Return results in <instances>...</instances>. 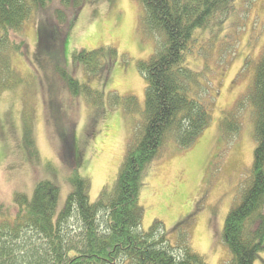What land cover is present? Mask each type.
<instances>
[{
	"label": "trees",
	"instance_id": "trees-1",
	"mask_svg": "<svg viewBox=\"0 0 264 264\" xmlns=\"http://www.w3.org/2000/svg\"><path fill=\"white\" fill-rule=\"evenodd\" d=\"M137 1L140 32L159 42L156 48L152 46L151 58L139 62L147 84L144 120L133 124L127 154L113 185L104 187L92 203L90 181L79 174L76 163L66 179L71 191L62 209L58 208L60 186L50 179L39 181L31 197L17 193L13 199L17 213L12 216L0 202V264H207L194 251L189 233L185 238L180 232L179 241L172 245L160 221L147 232L142 230L145 209L141 193L148 170L168 142L189 148L211 124V104L190 93L196 75L186 63L187 54L192 53L201 33L234 18L237 0ZM88 4L90 0H0V97L37 80L48 96L43 103L46 119L66 120L64 91L76 105L82 97L101 104L98 91L72 75L66 59L69 34ZM44 13L48 15L43 17ZM34 19L37 35L31 54L26 29ZM15 56L25 57L36 76L17 70ZM116 56L112 47L75 51L73 64L91 81L106 75ZM249 58L244 59L242 69L253 72L248 97L254 108L256 145L250 175L244 178L240 196L225 219L223 240L231 259L224 264H255L264 252V55L253 61ZM56 80L61 82L58 93L54 92ZM127 98L129 106L134 102L141 108L135 97ZM32 113L22 111V142L35 162ZM222 128L226 141L238 137L241 126L234 112L224 115ZM57 132L65 156L76 159L75 136L60 129Z\"/></svg>",
	"mask_w": 264,
	"mask_h": 264
},
{
	"label": "rangeland",
	"instance_id": "rangeland-1",
	"mask_svg": "<svg viewBox=\"0 0 264 264\" xmlns=\"http://www.w3.org/2000/svg\"><path fill=\"white\" fill-rule=\"evenodd\" d=\"M236 3L234 18L223 28L214 25L201 33L196 47L187 54L186 63L196 75L190 93L211 104V124L189 148L168 142L148 170L141 193L145 209L142 230L147 232L155 221H160L172 245L179 241L180 232L185 238L189 233L194 251L203 255L207 264H224L231 259L223 240L225 219L240 196L244 178L250 175L256 145L254 108L248 97L253 72L242 67L247 55L252 61L264 55V0ZM140 16L137 0H90L69 34L68 70L98 91L101 104L82 97L76 105L72 95L64 91L62 106L68 117H58L57 121L55 117L50 120V116L46 119L43 103L48 96H44L37 80L34 85L1 95L0 202L11 216L17 213L13 204L16 194L24 192L31 197L36 184L44 179L60 186L58 208L62 209L71 191L66 179L76 163L79 174L90 181L92 203L104 187L113 185L127 154L133 124L144 120L147 84L139 62L151 58L158 41L140 32ZM36 24L34 19L26 29L31 54L35 51ZM101 47L115 48L116 59L106 75L89 81L84 70L74 66L73 53ZM13 64L21 73L36 76L25 57L15 56ZM56 81L54 92L58 93L61 82ZM131 96L140 109L138 103L129 106L127 97ZM23 110L33 112L35 119L31 122L35 162L22 142ZM230 112L241 126L232 142L226 141L222 128V119ZM59 129L75 136L77 160L65 156L57 135ZM255 264H264V252Z\"/></svg>",
	"mask_w": 264,
	"mask_h": 264
}]
</instances>
